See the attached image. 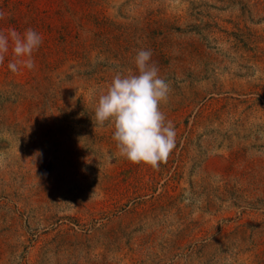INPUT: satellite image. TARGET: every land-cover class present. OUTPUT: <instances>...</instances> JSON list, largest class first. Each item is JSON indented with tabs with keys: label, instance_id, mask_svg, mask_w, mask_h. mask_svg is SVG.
Instances as JSON below:
<instances>
[{
	"label": "rangeland",
	"instance_id": "rangeland-1",
	"mask_svg": "<svg viewBox=\"0 0 264 264\" xmlns=\"http://www.w3.org/2000/svg\"><path fill=\"white\" fill-rule=\"evenodd\" d=\"M0 264H264V0H0ZM65 36L68 39H62ZM170 85L158 169L95 107L139 50ZM110 156L111 160L106 159Z\"/></svg>",
	"mask_w": 264,
	"mask_h": 264
},
{
	"label": "clouds",
	"instance_id": "clouds-1",
	"mask_svg": "<svg viewBox=\"0 0 264 264\" xmlns=\"http://www.w3.org/2000/svg\"><path fill=\"white\" fill-rule=\"evenodd\" d=\"M6 13L0 11V20ZM43 42L42 35L32 28L23 34L15 29L0 31V65L5 62L11 48L12 59L8 68L19 73L23 68L33 69V53ZM150 50L141 49L135 57L137 72H118L107 90L98 98L95 107V124L114 125L113 140L116 155L128 161L141 162L158 169L176 147L175 125L161 110L169 101L170 85L159 76V69L151 63ZM8 131L0 133L7 138ZM106 159L111 160L110 156Z\"/></svg>",
	"mask_w": 264,
	"mask_h": 264
},
{
	"label": "trees",
	"instance_id": "trees-1",
	"mask_svg": "<svg viewBox=\"0 0 264 264\" xmlns=\"http://www.w3.org/2000/svg\"><path fill=\"white\" fill-rule=\"evenodd\" d=\"M62 39L64 40V39H68V38H66L65 36H63V38H62Z\"/></svg>",
	"mask_w": 264,
	"mask_h": 264
}]
</instances>
